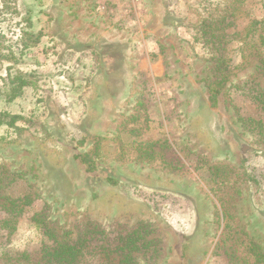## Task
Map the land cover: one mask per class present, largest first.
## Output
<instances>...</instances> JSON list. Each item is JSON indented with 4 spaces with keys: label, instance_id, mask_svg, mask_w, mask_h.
<instances>
[{
    "label": "rangeland",
    "instance_id": "rangeland-1",
    "mask_svg": "<svg viewBox=\"0 0 264 264\" xmlns=\"http://www.w3.org/2000/svg\"><path fill=\"white\" fill-rule=\"evenodd\" d=\"M233 4L0 0V113L6 123L16 118L0 127V168L14 179L0 203L6 194L35 199L16 232L0 236V264H28L20 253L46 243L37 213L60 235L88 222L108 231L148 223L162 247L155 264H240L230 254L245 257L251 239L264 250V197L258 202L249 182L258 177L264 190V109L247 96L251 84L264 93V75L257 57L243 62L252 46L242 54V43H230L238 70L213 106L212 53L199 41L202 22ZM263 17L264 1L244 0L230 32L242 37ZM18 76L28 85L9 101ZM240 116L260 120L262 135ZM95 136L102 154L87 171L78 156ZM138 142L155 153L140 159ZM215 165L237 171L215 185ZM153 193L188 207L156 210L142 199Z\"/></svg>",
    "mask_w": 264,
    "mask_h": 264
},
{
    "label": "trees",
    "instance_id": "trees-1",
    "mask_svg": "<svg viewBox=\"0 0 264 264\" xmlns=\"http://www.w3.org/2000/svg\"><path fill=\"white\" fill-rule=\"evenodd\" d=\"M264 1V0H262ZM244 0H234V4L225 9L219 18L212 20L206 19L202 22L199 30V41L203 47L212 53L213 77L209 85L210 102L213 106L218 104V96L232 76L238 70V65L233 63V59L228 54V45L233 42L242 43L241 53H245V47L252 46L249 56L242 55L243 62H248L252 56L258 58L259 71L264 75V17L261 20L251 22L248 30L242 36L239 33L230 32L235 27V12L242 7ZM217 17V16H216ZM31 43L40 42V34L37 36L29 35ZM244 47V48H243ZM94 59H98L95 52L90 53ZM85 56V55H84ZM18 81L8 95V100L12 101L18 98L27 81H21V77H15L12 82ZM251 91L247 96L257 104L259 109H264L263 92L257 88V85L251 84ZM7 113H0V127L3 125H15L16 118L11 117L9 123L5 122L3 117ZM247 130L255 137L262 135L260 120L251 117L240 116ZM6 123V124H5ZM91 148L82 153L78 158L86 166L87 171H95L98 167L97 160L102 154V142L104 138L95 136L91 138ZM86 140L80 144L85 143ZM141 149L140 159L146 158L155 153V144L148 142H138ZM143 146L145 151L143 150ZM151 149V150H150ZM140 150V149H139ZM236 169L227 165L210 166V172L215 185H220L233 177ZM14 182L12 175L4 168H0V188H7ZM249 182L254 190V198L260 202L264 197V190L261 180L256 176L249 175ZM114 183V182H113ZM6 202L0 203V236L6 235L8 238L18 229V223L25 216L26 208L34 202L29 195L11 197L5 195ZM149 204L158 209V205L170 203V206L177 210H185L188 206L185 200L163 193L148 194L142 196ZM33 221L42 231L45 241L37 248L30 247L21 252L19 259L28 264H155L161 255L160 240L155 235V230L148 223H138L132 227H122V229L106 230L95 222H88L77 231H67L58 234L54 229L48 228V223L42 214L37 213ZM247 255L237 257L230 254L240 264H264V250L254 240L247 243ZM224 254L226 255L225 251ZM255 259L251 263L248 257Z\"/></svg>",
    "mask_w": 264,
    "mask_h": 264
}]
</instances>
